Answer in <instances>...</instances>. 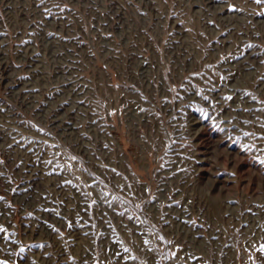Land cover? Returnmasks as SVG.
Wrapping results in <instances>:
<instances>
[{
	"label": "rangeland",
	"instance_id": "1",
	"mask_svg": "<svg viewBox=\"0 0 264 264\" xmlns=\"http://www.w3.org/2000/svg\"><path fill=\"white\" fill-rule=\"evenodd\" d=\"M264 2L0 0V264H264Z\"/></svg>",
	"mask_w": 264,
	"mask_h": 264
},
{
	"label": "snow or ice",
	"instance_id": "2",
	"mask_svg": "<svg viewBox=\"0 0 264 264\" xmlns=\"http://www.w3.org/2000/svg\"><path fill=\"white\" fill-rule=\"evenodd\" d=\"M261 2H264V0H256V3H257V4H259V3H261ZM262 162H264V161H262ZM0 231H3V229L0 228ZM260 251L264 252V246H261Z\"/></svg>",
	"mask_w": 264,
	"mask_h": 264
}]
</instances>
